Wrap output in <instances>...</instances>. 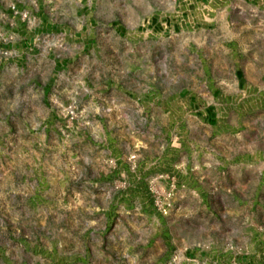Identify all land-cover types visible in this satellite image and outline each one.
I'll list each match as a JSON object with an SVG mask.
<instances>
[{
  "label": "rangeland",
  "instance_id": "1",
  "mask_svg": "<svg viewBox=\"0 0 264 264\" xmlns=\"http://www.w3.org/2000/svg\"><path fill=\"white\" fill-rule=\"evenodd\" d=\"M24 1L0 0V264H264V13L175 36L138 30L155 0ZM216 87L208 126L188 98Z\"/></svg>",
  "mask_w": 264,
  "mask_h": 264
},
{
  "label": "crops",
  "instance_id": "2",
  "mask_svg": "<svg viewBox=\"0 0 264 264\" xmlns=\"http://www.w3.org/2000/svg\"><path fill=\"white\" fill-rule=\"evenodd\" d=\"M17 2L19 7L25 3L24 0H17ZM14 3L15 1H12L13 8L16 7ZM80 3V8L86 11L87 3L83 0H80ZM250 11L264 13V0H155V5L144 17L138 30L142 28L147 34L168 33L175 34V36L183 33L211 31L231 20L234 21L233 16L236 13L241 14L243 18L249 17L252 14ZM39 12L41 9L37 12L40 26L51 28L54 31L56 23L52 21L51 13L46 5H43L42 14ZM20 26L23 25L20 24ZM27 34L31 37L32 31L27 30ZM61 62V60H56L55 65L62 66ZM260 75H263L262 70ZM236 76L240 84V75ZM217 90L218 87L207 95L191 92L188 98L191 109L208 126L218 123L220 114L223 112L224 105L221 102L223 89L219 92ZM185 258L188 259L187 257L182 259Z\"/></svg>",
  "mask_w": 264,
  "mask_h": 264
}]
</instances>
